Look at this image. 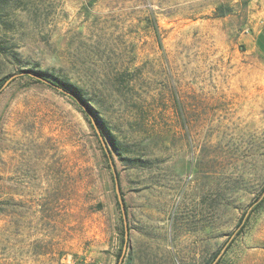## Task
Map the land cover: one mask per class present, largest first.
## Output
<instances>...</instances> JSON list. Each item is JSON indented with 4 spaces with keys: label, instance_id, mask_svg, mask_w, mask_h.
Here are the masks:
<instances>
[{
    "label": "rangeland",
    "instance_id": "obj_1",
    "mask_svg": "<svg viewBox=\"0 0 264 264\" xmlns=\"http://www.w3.org/2000/svg\"><path fill=\"white\" fill-rule=\"evenodd\" d=\"M121 257L264 264V0H0V264Z\"/></svg>",
    "mask_w": 264,
    "mask_h": 264
},
{
    "label": "trees",
    "instance_id": "obj_2",
    "mask_svg": "<svg viewBox=\"0 0 264 264\" xmlns=\"http://www.w3.org/2000/svg\"><path fill=\"white\" fill-rule=\"evenodd\" d=\"M22 72L26 76H28L34 80H37L39 82H43L45 84H48L50 87L61 90L63 93L69 92L71 94L70 96L80 106L82 112L88 118H92V117L96 118L97 117V123L94 124V122H91V126L95 130V134H96L97 138L99 139V143L101 144L103 156L105 157V159L107 160V162L109 164L111 163L112 166H114L113 168H115V165H114V161L112 158L111 151L116 156H118V158L120 160L128 159V158L123 157V153L120 150V147H119L117 141L115 140L114 135L112 134V132L110 131L108 126L104 123L102 117H100L98 115L99 111H96L97 115H94V113H92L91 103L89 102V100H87L85 98L84 94L82 93V91L78 87H76L75 85H72V84H70L64 80H61V79L55 77L54 75L49 74L46 71L38 70V69L34 68L33 66L23 70ZM96 124L99 126V128H101V131H102L101 134L102 135L105 134L108 137L111 151L108 149L104 139L102 138V135L99 133V131H97L98 129L96 127ZM110 169H111V166H110ZM123 242H124V240H123Z\"/></svg>",
    "mask_w": 264,
    "mask_h": 264
},
{
    "label": "water",
    "instance_id": "obj_3",
    "mask_svg": "<svg viewBox=\"0 0 264 264\" xmlns=\"http://www.w3.org/2000/svg\"><path fill=\"white\" fill-rule=\"evenodd\" d=\"M110 166H111V169H112L113 175H114L115 192H116L117 199H118V202H119L120 207H121V211L123 213V220H124V226H125V235H124L125 244H124V249H123V254H124V250H125V247H126V241H127V238H128V234H127V224H126L125 214H124V211H123V208H122V204H121L120 188H119V185H118V182H117V177H116V174H115V169L113 168L112 164H110ZM121 261H122V257L120 258L118 264H121Z\"/></svg>",
    "mask_w": 264,
    "mask_h": 264
},
{
    "label": "crops",
    "instance_id": "obj_4",
    "mask_svg": "<svg viewBox=\"0 0 264 264\" xmlns=\"http://www.w3.org/2000/svg\"><path fill=\"white\" fill-rule=\"evenodd\" d=\"M122 264H131V262L129 261V259L128 260L126 259V261H123Z\"/></svg>",
    "mask_w": 264,
    "mask_h": 264
}]
</instances>
